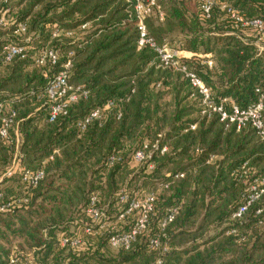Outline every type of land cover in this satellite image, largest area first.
<instances>
[{"label": "trees", "instance_id": "1", "mask_svg": "<svg viewBox=\"0 0 264 264\" xmlns=\"http://www.w3.org/2000/svg\"><path fill=\"white\" fill-rule=\"evenodd\" d=\"M214 1L212 18L205 20L195 0H156L164 19L148 18L147 32L157 46L191 55L180 64L203 81L217 104L226 102L229 112L234 107L246 111L264 99V51L254 36L233 34L227 8L248 20H264V0ZM3 3L4 18L18 7L13 18L27 26L30 41L26 36L4 40L0 34V103L17 113L24 166L44 169L45 179L28 192L26 207L0 212V264H10L13 254L19 264H264V213L258 215L264 196L242 221L232 219L256 181L264 178L263 143L251 126L238 132L227 129L216 115L201 116L200 95L189 82L162 65L151 48L138 49L135 4ZM85 26L89 28L82 41L66 37ZM55 27L61 33L56 39ZM18 41L28 49L27 59L6 64L3 48ZM47 49L58 53V67L34 61L33 53ZM205 56H212L213 70L203 65ZM68 61L73 64L71 84L88 95L65 118L50 124L47 91ZM110 103L115 108L106 121L81 133L79 122ZM157 143L159 151L135 173L134 154ZM13 151L2 148L0 155L11 160ZM17 178V191L23 187L26 192L19 176L11 181ZM8 181L0 185V203L23 199L25 192L10 194ZM124 192L131 198L150 193L155 203L148 233L128 250L115 251L110 238L129 233L135 221L134 216L120 220L127 210L120 203ZM93 197L106 216L101 226L87 215ZM172 213L174 220L163 228ZM113 224L118 229L110 231ZM86 228L92 234L83 247L74 251L61 246L62 236H79ZM154 239L167 252L153 251Z\"/></svg>", "mask_w": 264, "mask_h": 264}, {"label": "built area", "instance_id": "2", "mask_svg": "<svg viewBox=\"0 0 264 264\" xmlns=\"http://www.w3.org/2000/svg\"><path fill=\"white\" fill-rule=\"evenodd\" d=\"M128 4H135V14L137 19V28L139 32L138 49L142 50L144 48H151L158 55L162 65L166 68H171L175 72L180 73L186 81L192 86V88L200 95L201 98V116L211 119L212 116H217L221 123L225 124L227 129L235 127L238 132L244 128L251 126L255 130L263 143L264 146V105L263 97L260 98L259 103L246 110L240 111L237 108H232L229 112L225 104H217L213 99L212 91L203 83V81L194 73L187 70L186 67L180 64L179 52L175 49L168 47H159L156 43L149 38L146 20L154 15H158L160 21H163L164 15L161 8L157 6L156 0H123ZM200 3L202 17L205 20H210L212 18L213 9L215 7L214 0H195ZM228 14L230 15V25L233 34H244L245 36H254L257 41V45L260 47L261 51H264V20L263 19H253L248 20L234 10L228 7ZM10 25L6 18L0 17V29L7 28ZM12 26H16L14 31L15 37H25L27 35V26L23 24L17 25L16 22H12ZM85 26L83 29H86ZM61 33L57 31L55 27V33L53 35L54 39L59 38ZM75 33L66 34V37L77 41ZM30 41L29 39L26 42ZM19 42V41H18ZM19 43H11L3 48V55L6 64L13 63L16 59L25 60L28 57V49ZM59 55L54 50H43L39 55L34 57V61L38 66L50 65L52 67H58L59 65ZM203 65L208 69L213 70L215 68V62L212 56L203 57ZM73 69V64L68 61L63 66L58 74H56L53 80L50 82L47 97L49 100V123L54 124L60 118H65L68 114L69 109L82 98H87V92L82 88H75L71 82V72ZM115 108L114 103H110L108 107L104 110H99L91 113L83 121L79 122L77 125L81 133L86 132L87 128L94 123H99L102 125L108 116L110 110ZM17 113L7 105L0 103V149L13 148L12 152V162L6 168L4 173L0 178V185L4 184L7 180H11L16 176L21 179V184L25 187V195L23 199L17 201H11L8 203H0V212L10 213L14 212L17 208L26 207L29 203L28 197L31 196L28 192L30 190H35L45 179V170L39 169L36 171L28 170L24 164V157L21 153V147L23 144V136L19 133L18 127L16 126ZM192 131L196 130V127L191 128ZM155 151H159L158 143L153 146L146 144L143 150L135 153L133 156V164L136 166L143 165L153 158ZM167 149H163L161 154L164 155ZM55 152L54 155H57ZM53 155V156H54ZM53 157L49 160L52 161ZM116 161L115 158L111 159V163ZM46 164V163H45ZM246 168V167H245ZM153 169V166L149 168ZM179 179H184V175L178 176ZM256 187L251 188V194L246 198L245 204L233 215L232 219L235 222H240L244 219L245 215L249 210L255 206L264 196V178L256 181ZM3 200V193L0 192V202ZM98 199L93 197L91 200V205L87 211L88 217L91 219L92 223L97 226H101L103 221L106 219L105 214L97 206ZM120 203L122 206H127V210L120 220L125 219L127 216H134L135 221L133 228L127 234L114 235L110 238V245L113 250H128L133 243L139 237L144 236L148 233L150 227V217L153 212V205L155 203V196L150 194L143 199L131 198L126 192L121 194ZM264 213V208L259 210L258 215ZM175 213L164 222L163 228H165L169 223L174 220ZM103 229V227L101 228ZM90 229H85L84 232L79 236L66 237L62 236L60 239V244L63 248H68L69 250H78L85 245L87 235H91ZM150 248L156 252H167V246H163L159 239H154L151 241ZM20 260L13 254L10 258V264H19ZM160 264V263H159Z\"/></svg>", "mask_w": 264, "mask_h": 264}, {"label": "rangeland", "instance_id": "3", "mask_svg": "<svg viewBox=\"0 0 264 264\" xmlns=\"http://www.w3.org/2000/svg\"><path fill=\"white\" fill-rule=\"evenodd\" d=\"M3 1H5V0H0V6L2 5V3H3ZM20 3V0H12V5H14V6H16V5H18ZM4 4V3H3ZM23 8H25V5H23L20 9L21 10H23ZM15 11L13 12V14H11V16L9 15L7 18H6V20H7V22L10 24V25H8V27L7 28H4V29H0V34H2L3 36H4V40H11V41H15L14 40V38L13 37H15L14 35L12 36V29L14 28V26H12L11 24H12V22L14 21H16L14 18H15V16H16V14L18 13V7L16 8V9H14ZM20 10V11H21ZM2 11V9H1V7H0V13H2L1 12ZM0 17H2V14H0ZM14 17V18H13ZM89 28V27H88ZM88 28H87V30H88ZM87 30L86 29H81V30H79V31H77V32H75V34H76V38H77V41H82L83 40V38H84V36L85 35H87ZM29 38V36L27 37H25L24 39H28ZM31 49H32V51L34 52V53H36L37 52V50L35 49V48H33V47H31ZM172 49H174V48H172ZM176 50V49H175ZM29 52H31V50L29 49ZM34 53H33V56L34 57H36V55H34ZM38 53V52H37ZM36 53V54H37ZM180 54H179V57L180 58H185V59H190L191 58V55L190 54H188V53H184V52H179ZM8 108H10V106H8ZM2 158V159H1ZM11 162H12V159L11 160H7V159H4V156L3 155H0V178H1V176H2V174L4 173V171H5V169L11 164ZM133 167V169L135 170V173H138L141 169H142V167L141 166H136V165H134V166H132ZM153 170V169H152ZM18 180V178L17 179H15V180H13V182L11 181V180H9L8 182V185H7V188H10L11 189V192L12 193H10L12 196H17L18 194H22L23 192H25V191H23V187H22V191H17L18 189H16V187H15V185H17V181ZM19 183V182H18ZM9 186V187H8ZM12 186V187H11ZM14 186V187H13ZM134 188H136V184L135 185H133V188L132 189H134ZM131 190V189H130ZM132 191V190H131ZM147 195H150V193H142V194H136V195H134L135 196V198H138V199H143L144 197H146ZM137 196V197H136ZM117 224H113L112 226H110V228H109V230L110 231H115L116 229H118V227L116 226ZM27 250V249H26ZM29 252H28V250L25 252V254L27 255ZM21 254H23V253H21Z\"/></svg>", "mask_w": 264, "mask_h": 264}, {"label": "crops", "instance_id": "4", "mask_svg": "<svg viewBox=\"0 0 264 264\" xmlns=\"http://www.w3.org/2000/svg\"><path fill=\"white\" fill-rule=\"evenodd\" d=\"M4 187V186H3Z\"/></svg>", "mask_w": 264, "mask_h": 264}]
</instances>
